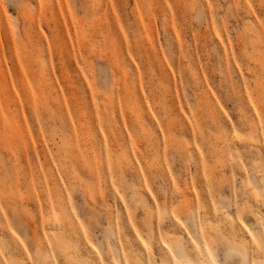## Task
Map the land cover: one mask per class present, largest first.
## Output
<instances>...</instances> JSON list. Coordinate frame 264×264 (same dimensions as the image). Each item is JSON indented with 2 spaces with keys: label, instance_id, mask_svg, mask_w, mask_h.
Instances as JSON below:
<instances>
[{
  "label": "rangeland",
  "instance_id": "rangeland-1",
  "mask_svg": "<svg viewBox=\"0 0 264 264\" xmlns=\"http://www.w3.org/2000/svg\"><path fill=\"white\" fill-rule=\"evenodd\" d=\"M0 264H264V0H0Z\"/></svg>",
  "mask_w": 264,
  "mask_h": 264
},
{
  "label": "bare ground",
  "instance_id": "bare-ground-1",
  "mask_svg": "<svg viewBox=\"0 0 264 264\" xmlns=\"http://www.w3.org/2000/svg\"><path fill=\"white\" fill-rule=\"evenodd\" d=\"M43 11V10H42Z\"/></svg>",
  "mask_w": 264,
  "mask_h": 264
}]
</instances>
